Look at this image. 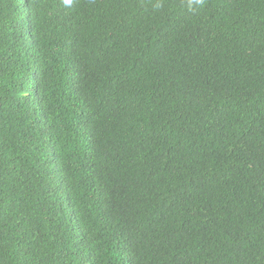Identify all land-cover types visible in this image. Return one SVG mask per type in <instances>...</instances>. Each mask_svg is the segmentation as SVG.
<instances>
[{
    "label": "trees",
    "instance_id": "1",
    "mask_svg": "<svg viewBox=\"0 0 264 264\" xmlns=\"http://www.w3.org/2000/svg\"><path fill=\"white\" fill-rule=\"evenodd\" d=\"M0 264H264V0H0Z\"/></svg>",
    "mask_w": 264,
    "mask_h": 264
},
{
    "label": "clouds",
    "instance_id": "2",
    "mask_svg": "<svg viewBox=\"0 0 264 264\" xmlns=\"http://www.w3.org/2000/svg\"><path fill=\"white\" fill-rule=\"evenodd\" d=\"M65 3H70V0H65Z\"/></svg>",
    "mask_w": 264,
    "mask_h": 264
}]
</instances>
